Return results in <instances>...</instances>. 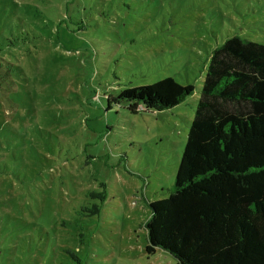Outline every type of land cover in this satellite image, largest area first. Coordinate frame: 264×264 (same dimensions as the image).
<instances>
[{"label": "rangeland", "instance_id": "374dc122", "mask_svg": "<svg viewBox=\"0 0 264 264\" xmlns=\"http://www.w3.org/2000/svg\"><path fill=\"white\" fill-rule=\"evenodd\" d=\"M231 35L264 44V0H0V264H175L145 253L149 203ZM165 77L194 94L107 107Z\"/></svg>", "mask_w": 264, "mask_h": 264}, {"label": "trees", "instance_id": "16d2710c", "mask_svg": "<svg viewBox=\"0 0 264 264\" xmlns=\"http://www.w3.org/2000/svg\"><path fill=\"white\" fill-rule=\"evenodd\" d=\"M194 92L165 77L107 96V107L161 112ZM149 208L147 256L264 264V44L231 35L211 50L174 183Z\"/></svg>", "mask_w": 264, "mask_h": 264}]
</instances>
